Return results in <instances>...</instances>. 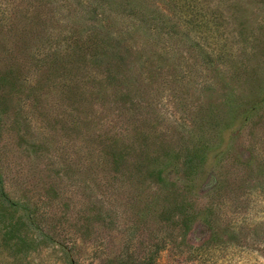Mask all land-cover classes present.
I'll use <instances>...</instances> for the list:
<instances>
[{"label": "rangeland", "instance_id": "rangeland-1", "mask_svg": "<svg viewBox=\"0 0 264 264\" xmlns=\"http://www.w3.org/2000/svg\"><path fill=\"white\" fill-rule=\"evenodd\" d=\"M0 264H264V0H0Z\"/></svg>", "mask_w": 264, "mask_h": 264}]
</instances>
